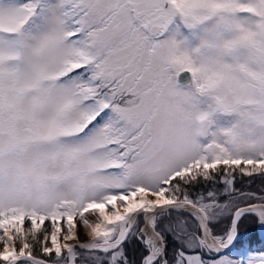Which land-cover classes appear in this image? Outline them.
I'll return each mask as SVG.
<instances>
[{
	"label": "snow or ice",
	"instance_id": "snow-or-ice-1",
	"mask_svg": "<svg viewBox=\"0 0 264 264\" xmlns=\"http://www.w3.org/2000/svg\"><path fill=\"white\" fill-rule=\"evenodd\" d=\"M247 225L264 0H0V264H264Z\"/></svg>",
	"mask_w": 264,
	"mask_h": 264
},
{
	"label": "trees",
	"instance_id": "trees-1",
	"mask_svg": "<svg viewBox=\"0 0 264 264\" xmlns=\"http://www.w3.org/2000/svg\"><path fill=\"white\" fill-rule=\"evenodd\" d=\"M238 187H245L247 188L248 187V182L245 181L244 183H238L237 184ZM251 187L253 189H259L261 187V182L259 179L256 180L255 183H253L251 185ZM256 227H253L251 225H247L245 227H242V232H243V235L241 236V239H242V242L244 243V247L247 248L249 247V245L247 244V242H249V240L251 239V241H254L256 240ZM256 243H258L259 241H254ZM253 245L251 244V247Z\"/></svg>",
	"mask_w": 264,
	"mask_h": 264
},
{
	"label": "rangeland",
	"instance_id": "rangeland-1",
	"mask_svg": "<svg viewBox=\"0 0 264 264\" xmlns=\"http://www.w3.org/2000/svg\"><path fill=\"white\" fill-rule=\"evenodd\" d=\"M255 232H256V240L254 241H259V242L256 243L254 241H251L250 239L249 242H247V244L249 245V243H251L253 245L252 246L253 249L264 250V245H263L264 244V228L256 227Z\"/></svg>",
	"mask_w": 264,
	"mask_h": 264
},
{
	"label": "water",
	"instance_id": "water-1",
	"mask_svg": "<svg viewBox=\"0 0 264 264\" xmlns=\"http://www.w3.org/2000/svg\"><path fill=\"white\" fill-rule=\"evenodd\" d=\"M263 245H264V244H263ZM263 245H262V246H263Z\"/></svg>",
	"mask_w": 264,
	"mask_h": 264
}]
</instances>
